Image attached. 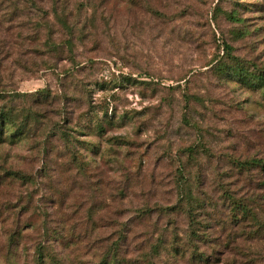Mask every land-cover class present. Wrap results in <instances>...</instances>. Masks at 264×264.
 <instances>
[{"label": "rangeland", "instance_id": "obj_1", "mask_svg": "<svg viewBox=\"0 0 264 264\" xmlns=\"http://www.w3.org/2000/svg\"><path fill=\"white\" fill-rule=\"evenodd\" d=\"M68 7L75 44L53 69L40 10L0 30L18 60L3 61L0 105L40 114L0 141V264H196L191 230L212 252L228 197L264 192V88L221 69L264 73V0Z\"/></svg>", "mask_w": 264, "mask_h": 264}, {"label": "trees", "instance_id": "obj_2", "mask_svg": "<svg viewBox=\"0 0 264 264\" xmlns=\"http://www.w3.org/2000/svg\"><path fill=\"white\" fill-rule=\"evenodd\" d=\"M68 4L69 0H0V30L10 32L11 35L13 31L7 25L4 26L5 23L12 22L23 13H30L31 10H40L41 14L33 20V37L37 38V43H43L44 48L49 52L50 56L43 63L46 67L53 69L55 65L53 62L66 51L72 53L75 44L73 39L77 22L76 25L70 22L71 13L68 10ZM43 30L45 32L41 38ZM59 32L64 33L63 38L65 39L57 41L58 38L55 36L57 37ZM10 42L0 41V74L3 71L5 58L12 59L14 63L18 61L13 53L8 52L11 49ZM3 44H7L8 51L4 50ZM226 49L230 53L228 49L231 50V47L227 46ZM221 69L229 74L230 79L256 80V83L251 85L264 88V73L262 72L248 73L239 63L231 65L230 69L227 67ZM3 90L0 88V94L4 92ZM39 99H44V97L37 96V102ZM24 112L20 115L13 108L0 105V141L5 139L6 132H9L8 136L14 141L27 133V128L30 129L33 124L39 122L38 112L35 113L31 109H26ZM260 162V160H249L243 162L241 166L249 168L252 165H259ZM192 192L193 189L189 194ZM228 198L232 207V216L228 224L230 233L226 237L219 238V247L208 252L207 249L200 250L199 244L196 243L200 236L196 235V231L192 229L189 236L192 248L190 259L196 264H264V192L254 203L251 198L239 201L234 200L233 196Z\"/></svg>", "mask_w": 264, "mask_h": 264}]
</instances>
